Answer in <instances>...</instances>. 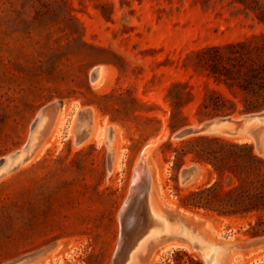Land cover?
<instances>
[{
  "label": "rangeland",
  "instance_id": "1",
  "mask_svg": "<svg viewBox=\"0 0 264 264\" xmlns=\"http://www.w3.org/2000/svg\"><path fill=\"white\" fill-rule=\"evenodd\" d=\"M260 18L264 0H0V158L21 150L41 110L57 106L43 145L0 177V264H111L140 162L152 177L154 211L180 213L184 228L210 242L256 240L242 220L181 206L211 176L191 156L177 172L173 148L197 135L256 147L243 136L177 134L210 120L198 108L206 82L215 84L195 73L193 53L264 32ZM176 81L195 92L178 109L168 96ZM97 122L102 136L93 138ZM191 166L198 173L184 180ZM178 239L157 246L146 264H207ZM218 264H264V243Z\"/></svg>",
  "mask_w": 264,
  "mask_h": 264
},
{
  "label": "trees",
  "instance_id": "2",
  "mask_svg": "<svg viewBox=\"0 0 264 264\" xmlns=\"http://www.w3.org/2000/svg\"><path fill=\"white\" fill-rule=\"evenodd\" d=\"M193 54L195 73L207 76L215 84L206 82L198 108L201 121L264 111V32L206 46ZM168 96L178 109L190 103L195 92L188 82L176 81ZM182 126L172 128L176 131ZM166 146L172 148L171 143ZM173 151V168L177 172L191 156V161L207 167L211 176L206 184L181 197L184 209L242 220L250 237L264 236V155L254 144L223 136L197 135L184 140Z\"/></svg>",
  "mask_w": 264,
  "mask_h": 264
},
{
  "label": "water",
  "instance_id": "3",
  "mask_svg": "<svg viewBox=\"0 0 264 264\" xmlns=\"http://www.w3.org/2000/svg\"><path fill=\"white\" fill-rule=\"evenodd\" d=\"M98 73L99 71L96 69L93 77L96 78ZM56 107V105H51L41 110L32 123L29 139L21 150L0 158V177L10 169L28 162L43 145L52 126L53 113L56 111ZM85 125H82L81 128ZM86 129L87 126L84 128L85 133L87 132ZM197 134L248 137L254 140L256 147L262 149L264 146V111L245 114L240 118L233 116L215 117L203 122L198 127L183 129L177 136L183 138ZM112 135L113 130L109 129L106 133L109 146L112 143ZM84 138L85 134L80 137V140ZM197 173L198 167L191 166L182 170V177L184 180H189ZM152 195L150 171L145 163L140 162L134 170V178L128 197L119 213L120 235L111 264H130L134 259V264H146L150 253L157 246L173 241L174 236H159L148 239L160 227L159 218L171 224L187 227V220L180 213L157 205L158 212L155 213L152 206ZM178 240L182 241L180 238ZM262 243H264V236L258 237L250 243L216 241V246L220 249L223 258H226L231 254L238 253L243 248ZM205 260L209 264V259Z\"/></svg>",
  "mask_w": 264,
  "mask_h": 264
},
{
  "label": "bare ground",
  "instance_id": "4",
  "mask_svg": "<svg viewBox=\"0 0 264 264\" xmlns=\"http://www.w3.org/2000/svg\"><path fill=\"white\" fill-rule=\"evenodd\" d=\"M101 136H102V128L100 124L97 122L95 131L92 137L99 138ZM154 212L157 213L156 211ZM160 222H161V224H159L160 227H158L157 231L154 232L151 236H149L148 239L158 238L159 236L160 237L161 236H174L175 239L184 238L194 248H198L204 253L205 258L209 259V264H218L220 260L224 259L220 249L216 246V241H212V242L205 241L202 238H199L196 235L190 233L186 228H184L185 226L183 225L176 227V224H171L168 221H165L159 218V223ZM134 262H135V259L132 260L130 264H134Z\"/></svg>",
  "mask_w": 264,
  "mask_h": 264
}]
</instances>
